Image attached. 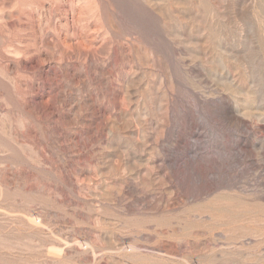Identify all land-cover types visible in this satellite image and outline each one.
<instances>
[{"label":"rangeland","instance_id":"obj_1","mask_svg":"<svg viewBox=\"0 0 264 264\" xmlns=\"http://www.w3.org/2000/svg\"><path fill=\"white\" fill-rule=\"evenodd\" d=\"M0 264H264V0H0Z\"/></svg>","mask_w":264,"mask_h":264}]
</instances>
